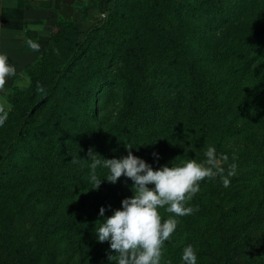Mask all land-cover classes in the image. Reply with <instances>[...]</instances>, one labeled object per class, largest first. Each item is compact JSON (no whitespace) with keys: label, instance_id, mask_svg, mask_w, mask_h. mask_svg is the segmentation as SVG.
Masks as SVG:
<instances>
[{"label":"rangeland","instance_id":"374dc122","mask_svg":"<svg viewBox=\"0 0 264 264\" xmlns=\"http://www.w3.org/2000/svg\"><path fill=\"white\" fill-rule=\"evenodd\" d=\"M150 4L157 10H146ZM184 4L179 0H107L106 11L120 7L146 12L148 26L131 43L134 50L130 53L129 44L107 58L79 57L63 85L73 88L71 93L75 87L95 90L87 97V108L77 97L59 93L33 117L38 126L35 136L12 156L0 178V264H109L107 257L114 253L109 251V242H97L95 229L97 222L114 214V208L103 216L98 212L97 217H87L86 212L103 200V194L132 189L133 182L122 176L111 184L104 179L108 169L99 166L96 175L101 184L92 190L89 150L103 159L117 160L131 151L158 170L182 166L189 159L202 163L211 146L217 157H228L225 175L229 164L237 165L228 187L219 176L199 182V194L211 203L209 208L223 211L219 213L223 219L220 229H209L202 246L196 248L197 264L233 262L227 237L239 235L232 232L241 221L251 222L247 220L250 214L258 215L264 227V105L250 102L255 87L264 84V48L258 45L264 30V0H187ZM80 6L68 18H59L72 23L77 34L101 17L97 0H81ZM166 38L181 41L187 62L206 71L204 75L217 84L224 98L220 107L215 106L223 112L218 117L230 120L229 129L218 132L221 138L213 137L210 123L190 122L192 102L177 84L183 72L167 55L162 43ZM59 56L54 51L52 60ZM127 69L140 80L143 101L125 95ZM104 82L118 86L109 91ZM27 83L28 78L18 88ZM241 101L248 105L243 108ZM125 119L130 120L127 127L120 123ZM246 126L251 135L246 134ZM9 135L10 125H3L0 143ZM34 150L38 159H32ZM44 154L56 158L44 160ZM19 165L24 168L16 170ZM125 195L130 198V193ZM231 205L239 209L238 214L232 213ZM158 211L162 222L174 215ZM59 220H74L79 226L73 231L56 228ZM179 245L183 253L185 243ZM165 253L162 250L160 264Z\"/></svg>","mask_w":264,"mask_h":264},{"label":"trees","instance_id":"16d2710c","mask_svg":"<svg viewBox=\"0 0 264 264\" xmlns=\"http://www.w3.org/2000/svg\"><path fill=\"white\" fill-rule=\"evenodd\" d=\"M143 2V0H139ZM184 6L185 1L179 0ZM107 0H97V7L101 13V17L98 23L88 27L86 30L77 34L72 23L66 20H57L54 30L50 33L46 46L40 52V59L38 62L26 66L24 73L28 78V83L25 87H14L11 89L8 101L11 111L8 114V118L4 125L7 127L10 125V135L4 143H0V178L6 172V165L10 162L12 156H14L19 149L24 148L26 142L30 140L32 136H35L38 126L34 122V116L40 111H44L45 108L51 105L55 101L56 94L62 93L65 97L75 96L83 104V109L87 108V97L90 93H94L95 90L91 88L74 89L71 93L70 88L63 85L64 81L69 79V73L79 57L86 55V58H107L112 53L116 52L123 46H129L127 53H130L132 49V42L137 38L140 30L148 26L147 16L149 14L136 12L133 8L123 10L122 8H113L112 11H106L105 5ZM157 10L156 6H147L146 10ZM262 38L259 40L258 45L264 48V30ZM79 37V38H78ZM163 46L167 55L179 64L180 69L183 72V76L177 83L179 87L190 97L192 102V113L190 122L206 124L210 123L212 135L221 138L218 134L223 128L229 129L228 121H221L220 116L222 111H216L215 106H221L224 103V98L220 93L217 84L212 83L207 78L201 69L194 67V63L187 62V51L181 41L175 42L173 38H166L162 40ZM59 51V58L52 60L54 51ZM126 92L125 95L129 98L134 97V100H144V89L141 86L140 80L130 72V69L126 70ZM218 83V82H217ZM44 85V93H41L37 89V85ZM107 84V85H106ZM110 89L114 86H118L115 82H104L103 84ZM125 96V98H126ZM220 99L217 103L215 99ZM247 99V97H244ZM251 105H264V84H260L255 87L254 94L250 97ZM223 105V104H222ZM248 104L241 101V106L244 108ZM55 107V106H51ZM223 107V106H222ZM241 107V108H242ZM93 109H91L92 113ZM213 111V112H212ZM17 112L19 115L17 116ZM56 112H52L50 115H54ZM215 113L216 117L211 116ZM59 115V114H57ZM124 116V115H123ZM210 119H216L211 122ZM122 126H128L129 119L121 120ZM150 124V123H149ZM149 124L145 125L148 127ZM2 126H0L1 128ZM143 129V125L140 128L139 135ZM246 134L251 135V129L249 126L245 128ZM218 146L221 144L218 142ZM27 151V150H26ZM30 151L28 152V154ZM32 159L39 158L37 151L31 152ZM56 158L54 154L43 156L44 160L48 158ZM13 164V162H11ZM24 168V165L17 166L15 169L20 170ZM130 193V198L133 196L131 189H117L108 196L103 194V200L99 201L96 206L92 205L91 209L86 212V216L90 215L97 217L100 208H104L105 211L113 207L114 211L122 210L121 202L128 196L125 194ZM219 200V198H216ZM218 203V202H217ZM236 206V202L234 201ZM186 207H192L197 209L191 215L183 217H177V227L170 236L169 240L164 243L162 250H166L163 257V264H177L182 261L183 254L180 252L181 245L177 246V242L185 243V247L191 245L195 253H199L196 249L201 247L203 240L207 235L209 229H220L222 226L223 215L219 214L222 210H214L209 208L210 202H206L202 196L197 192L188 203ZM99 209V210H97ZM163 209V208H161ZM229 209L232 213L238 214L239 209H236L231 205ZM165 211V209H163ZM226 211V210H224ZM223 212V211H222ZM77 220V218H76ZM247 220L251 222L241 221L233 233L236 236H228L231 238L229 244L232 250V264H264V227L262 220L258 215L250 214ZM55 227L66 228L68 230H75L79 225L74 220L58 221ZM231 224H229L230 226ZM227 230V229H225ZM231 234V235H232ZM177 247V248H176ZM184 247V248H185ZM177 255V256H176ZM177 260V261H176ZM222 263L221 260L218 264ZM230 263V264H231ZM7 264H22L18 262H10Z\"/></svg>","mask_w":264,"mask_h":264},{"label":"clouds","instance_id":"9594fccd","mask_svg":"<svg viewBox=\"0 0 264 264\" xmlns=\"http://www.w3.org/2000/svg\"><path fill=\"white\" fill-rule=\"evenodd\" d=\"M29 48L39 51V44L27 40ZM14 66L8 64L6 54H0V90L6 84V77L14 76ZM39 92L44 93L43 86L37 85ZM11 111L10 106L0 104V126H3ZM126 149H131L128 147ZM153 156L158 159L155 153ZM206 159L202 163L189 159L182 166H162L158 170L144 160L132 155L131 151L125 158L103 159L89 150L90 182L93 189H98L101 179L96 169L102 166L108 169L104 178L115 184L122 176L133 182V196L121 202V209L107 218L103 223L97 222L95 229L97 242H109V264H160L162 247L177 227L175 217L191 215L197 209L186 207V203L200 190L199 182L207 179L221 178L224 187L230 185V177L236 174L237 165L229 164L227 174L223 165L227 164V155L217 157L214 147H208ZM72 162V161H71ZM153 187L149 188L148 186ZM165 209L174 214L162 222L158 209ZM105 209L99 210L103 216ZM184 264H197V256L191 245L185 247L182 254Z\"/></svg>","mask_w":264,"mask_h":264},{"label":"crops","instance_id":"0c3cea01","mask_svg":"<svg viewBox=\"0 0 264 264\" xmlns=\"http://www.w3.org/2000/svg\"><path fill=\"white\" fill-rule=\"evenodd\" d=\"M81 0H0V54H6L8 64L16 74L6 77L0 90V104L10 106L8 96L14 87L27 81L26 66L39 61L57 19L68 18L72 9H79ZM39 44L33 51L27 40Z\"/></svg>","mask_w":264,"mask_h":264}]
</instances>
